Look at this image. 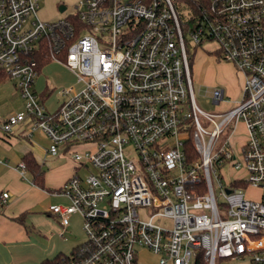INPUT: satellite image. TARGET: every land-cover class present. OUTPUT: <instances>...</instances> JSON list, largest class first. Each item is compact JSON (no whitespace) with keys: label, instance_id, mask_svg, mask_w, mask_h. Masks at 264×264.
Returning <instances> with one entry per match:
<instances>
[{"label":"built area","instance_id":"built-area-1","mask_svg":"<svg viewBox=\"0 0 264 264\" xmlns=\"http://www.w3.org/2000/svg\"><path fill=\"white\" fill-rule=\"evenodd\" d=\"M38 10V0H0V73L23 103L0 130L40 134L47 155L75 164L59 189L68 205L49 212L63 230L79 215L87 240L61 264H139L141 250L156 264H194L199 252L207 264H264V0H80L56 22ZM186 37L215 42L244 75L242 100L226 113L196 105ZM42 61L83 84L54 113L34 88ZM238 124L245 138L235 148ZM225 165L239 172L232 181ZM18 170L24 177L23 162Z\"/></svg>","mask_w":264,"mask_h":264},{"label":"rangeland","instance_id":"rangeland-1","mask_svg":"<svg viewBox=\"0 0 264 264\" xmlns=\"http://www.w3.org/2000/svg\"><path fill=\"white\" fill-rule=\"evenodd\" d=\"M78 1L80 0H38V17L46 22H56L64 18L65 13L72 12L74 5ZM59 5H65L67 12H59ZM179 10L182 15V23L187 22L185 8L180 7ZM186 43L190 56L191 80L196 105L202 112L209 115L226 113L242 100L244 75L237 71L230 61L219 57L218 46L215 42L204 41L201 45L194 46L190 38L186 37ZM35 83V91L41 97L49 113H54L62 104L65 99L63 95L64 91L71 89L72 92H77L83 86L72 72L64 68L61 69L52 63L42 69ZM216 89L223 90L224 93L223 100L219 105H214L211 101L207 102L208 99H211V94ZM21 110L22 100L16 93L12 82L6 79L0 83V129L7 116ZM220 120V117H213V121L216 123ZM199 121L207 132L213 130L214 123L208 122L201 114H199ZM235 133L230 142L237 148L245 138V130L242 124H238ZM3 136L4 134L0 130V137ZM20 141L22 140L12 139V146H19ZM30 141L32 145H26L30 146V150L35 156L40 157L41 152L47 148L48 142L41 135L33 136ZM43 170L46 173L48 166H43ZM87 172L89 170H84L80 172V175L83 176ZM222 174L224 181L229 182L233 178H236L239 172L232 169L229 165H225ZM245 195L247 198L258 200L260 191L248 188ZM141 216L143 217L144 214L142 213ZM69 221L68 231L64 233V237H60L61 240L64 241L66 239L67 241L65 242H68V248L64 252L66 256L70 254L73 248L84 244L87 240L81 217L79 215H72ZM56 233L60 234L61 229L56 230ZM139 264H156V257L148 251L141 250L139 253ZM215 264L251 263L247 260H217Z\"/></svg>","mask_w":264,"mask_h":264},{"label":"crops","instance_id":"crops-1","mask_svg":"<svg viewBox=\"0 0 264 264\" xmlns=\"http://www.w3.org/2000/svg\"><path fill=\"white\" fill-rule=\"evenodd\" d=\"M50 63L67 70L58 63L47 62L40 67L39 75ZM14 138L22 140L17 147L12 146ZM0 141V264H40L64 255L68 242L60 237H64L69 225L63 230L58 219L49 212V207L68 205V199L59 193V189L75 172L74 162L66 156L47 155L46 148L37 157L30 150V140L4 134ZM28 152L42 170L43 166H48L46 173L43 170L44 188L32 183L28 171L24 177L20 175L18 164ZM3 193L9 194L5 203L1 202ZM59 229L61 233L57 234Z\"/></svg>","mask_w":264,"mask_h":264},{"label":"trees","instance_id":"trees-1","mask_svg":"<svg viewBox=\"0 0 264 264\" xmlns=\"http://www.w3.org/2000/svg\"><path fill=\"white\" fill-rule=\"evenodd\" d=\"M46 63H47V61H42L40 63V67ZM6 79H7L6 76L0 73V83L4 82ZM188 146L190 148H192V151H193L192 142H189ZM22 162L25 164L26 171H28L32 176V183H34L35 185H37L39 187L44 188V183H43L44 171L42 170L40 165L34 160V158L32 157L30 152L26 153L22 157ZM0 205H1V203H0ZM79 246H76L75 248H73L71 250L70 254L76 252L78 250ZM63 257H67V256L66 255H58L53 260L42 261L40 264H61ZM219 260L222 261L223 259H219ZM194 264H207V261L204 259L203 254L201 252H199L197 254Z\"/></svg>","mask_w":264,"mask_h":264},{"label":"water","instance_id":"water-1","mask_svg":"<svg viewBox=\"0 0 264 264\" xmlns=\"http://www.w3.org/2000/svg\"><path fill=\"white\" fill-rule=\"evenodd\" d=\"M59 12H63L64 11V9H65V7L64 6H59Z\"/></svg>","mask_w":264,"mask_h":264}]
</instances>
